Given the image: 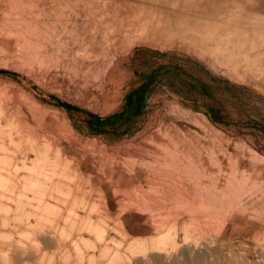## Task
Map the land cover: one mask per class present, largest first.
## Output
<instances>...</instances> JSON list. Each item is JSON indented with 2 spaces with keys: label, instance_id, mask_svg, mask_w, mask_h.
Here are the masks:
<instances>
[{
  "label": "rangeland",
  "instance_id": "rangeland-1",
  "mask_svg": "<svg viewBox=\"0 0 264 264\" xmlns=\"http://www.w3.org/2000/svg\"><path fill=\"white\" fill-rule=\"evenodd\" d=\"M2 4L0 264H196L212 251L264 264V0ZM137 66L156 74L140 107ZM108 114L123 117L109 132L85 127ZM196 170L228 207L158 193ZM127 206L214 222L125 227Z\"/></svg>",
  "mask_w": 264,
  "mask_h": 264
},
{
  "label": "bare ground",
  "instance_id": "bare-ground-1",
  "mask_svg": "<svg viewBox=\"0 0 264 264\" xmlns=\"http://www.w3.org/2000/svg\"><path fill=\"white\" fill-rule=\"evenodd\" d=\"M2 1L3 0H0V7H1V5L3 6V4H2ZM1 12V11H0ZM4 17V13H0V18H3ZM19 19V18H18ZM17 23V22H16ZM17 25V24H16ZM21 25V24H20ZM20 28V27H19ZM22 28V27H21ZM21 28H20V31H21ZM23 28H24V25H23ZM18 29V28H17ZM26 29V28H25ZM27 30V29H26ZM16 32V31H15ZM18 33V32H17ZM20 33H22V32H20ZM17 34V35H20V36H22L21 34ZM25 33V32H24ZM28 33V32H27ZM13 35V34H12ZM24 35V34H23ZM28 35V34H27ZM18 38H20L19 36H18ZM24 40V39H23ZM20 42H21V40H20ZM31 45V44H30ZM28 46V45H27ZM33 46V45H32ZM40 47V46H39ZM32 50H33V48H32ZM263 72V71H262ZM69 130V129H68ZM71 131V130H70ZM71 133H73V131H71L70 132V134ZM74 134V133H73ZM75 135V134H74ZM71 136H73V135H71ZM76 136V135H75ZM79 136V135H78ZM77 136V137H78ZM69 139H71L70 137L68 138V140ZM72 140V139H71ZM133 149V148H132ZM202 153V152H201ZM197 157H199V154H197L195 157H193L194 158V161H196L195 163H196V165H198L200 162V158H197ZM190 159V157L188 158V160ZM187 160V161H188ZM193 164V163H192ZM191 163L189 164V167L191 166H193ZM184 167H186V168H189L187 165L186 166H184ZM129 170L127 171V172H130L131 174H132V172H135L136 171V175H138L139 177L142 175V171L139 169V168H137L134 164H131V165H129ZM127 168V169H128ZM184 169V168H183ZM183 169H181V170H183ZM117 170H119V166H116V165H114V164H112V173L114 174V172L115 171H117ZM170 171V170H169ZM172 171V170H171ZM120 172H121V170H120ZM185 172V171H184ZM183 174V173H182ZM169 175V177H170V179L169 178H167V179H164V180H160L159 182L163 185V189L162 190H160V191H158V193L161 195V197L162 196H164V198L165 197H167V196H169L170 194L169 193H171V191L172 190H174V193L177 195V194H179L180 196H186V195H188V196H195V197H204V199H206L207 200V203L206 204H203V206H206V208L207 207H209V209H211V210H213L214 211V209L216 210V208L218 207L217 205H219L220 206V204H221V207H222V205H223V203L224 202H221L220 204H218L219 203V201H218V199H217V197H216V194H215V192L213 191V189L210 187V185L208 184V185H205V186H202L199 182H198V180H197V178H199V175H200V172L198 171V170H196V172L194 173V176L192 177V179H194V180H189V181H187V183H184V181H183V179H181L180 177H178V175L176 176L174 173H169L168 174ZM168 177V176H167ZM132 179V177L130 176V177H127V176H122V180H128V181H130ZM150 179V178H149ZM134 180V179H133ZM155 180V179H154ZM200 181V180H199ZM112 182V181H111ZM182 182V183H181ZM123 183V182H122ZM184 185H185V187H184ZM182 186V187H181ZM177 187V188H176ZM180 187V188H179ZM173 188V189H172ZM218 192V191H217ZM171 195H172V193H171ZM203 195V196H202ZM218 195V194H217ZM170 198V197H169ZM192 200V199H191ZM184 202V201H183ZM198 202H200V201H198ZM203 202V201H202ZM205 202V201H204ZM158 203V202H157ZM193 203V202H192ZM192 203H191V205H192ZM195 203V202H194ZM197 203V202H196ZM115 201H114V199H111L110 200V205H111V207L114 209L115 208ZM180 204H182V203H180ZM202 204V203H201ZM225 204H226V202H225ZM117 205V204H116ZM190 205V206H191ZM227 205V204H226ZM223 206V207H228V205L227 206ZM184 206V205H183ZM187 206H189V204L187 205ZM187 206H186V208H187ZM128 208H129V210L127 211L128 212V216L126 217V220H125V223H124V225H125V227H127L128 226V223H131V222H133V221H136V222H134V223H132V225H131V228H133V226L134 225H136V224H141V225H143L144 227H150V228H155V229H160V228H163V227H165V228H167V227H169V229H174V228H179V227H181V228H185V226H190V228L192 227V228H194L195 229V227H198L199 226V229H200V227H201V225H206V226H208V224L210 225L212 222H214L211 218H210V216H203V217H201V216H199V212L197 213V215H196V212H191V211H193V210H191V209H189V210H191V211H184V212H182L181 214H179L178 216L176 215L173 219H171V220H166V221H164V219H160L161 217L159 216V219H156V218H154L153 217V215L151 214V216H146V215H144V212L143 211H145V209L143 208H141L142 209V213H143V215L141 214H138V213H140V212H138V211H141V209H137V208H134V207H129V206H127ZM146 207V206H145ZM222 207V208H223ZM128 208H126V209H128ZM133 208V209H132ZM222 208H221V210H222ZM192 209H193V205H192ZM217 209H220V207H218ZM177 210V209H176ZM224 210V209H223ZM226 210V209H225ZM224 210V211H225ZM146 211H147V207H146ZM145 211V212H146ZM151 212V211H150ZM125 213V212H124ZM205 213H206V211H205ZM209 213V212H208ZM150 215V214H149ZM244 219V218H243ZM88 220V219H87ZM227 221H228V218H227ZM230 221V220H229ZM235 222V221H234ZM224 223H227L226 221H224ZM211 226V225H210ZM212 227H213V224H212ZM207 228V227H206ZM197 230V228L195 229V231ZM202 230H203V228H202ZM216 230V229H215ZM233 230H234V227H233V229H232V233H233ZM199 231V230H198ZM204 231H205V229H204ZM206 231H207V229H206ZM201 232V231H200ZM179 235V234H178ZM186 236H188V234H186ZM161 244V243H160ZM172 246H176V241L174 240L173 242H172ZM210 253V255L208 256V254ZM222 254V253H221ZM207 257H213L214 258V261H213V263H215V264H219L220 263V254L217 252V251H212V252H208L207 254H205V253H202V252H200L199 254H198V257H197V262H196V264H205L204 262L206 261V258ZM229 259V258H228Z\"/></svg>",
  "mask_w": 264,
  "mask_h": 264
},
{
  "label": "crops",
  "instance_id": "crops-1",
  "mask_svg": "<svg viewBox=\"0 0 264 264\" xmlns=\"http://www.w3.org/2000/svg\"><path fill=\"white\" fill-rule=\"evenodd\" d=\"M145 59L141 60V63H145ZM152 64H154V60L150 61ZM137 72V77L135 79H139L137 83L132 85L131 89L127 92L128 97L133 98L134 104H138L139 107L141 106V103H143L142 100V93L145 90L146 87L150 86V81L151 79L154 80L155 78V67L153 66L152 68H140L137 66L135 69ZM121 112L120 115H123L124 111H128V108L126 107L121 110H117L116 112ZM84 119V125L87 129H97L102 132H109L111 127L113 126L114 122L116 119H121L123 118L122 116L119 115H113V114H108L102 119H99L97 117L93 118H87V117H82Z\"/></svg>",
  "mask_w": 264,
  "mask_h": 264
}]
</instances>
